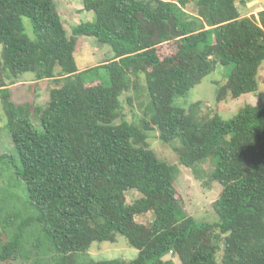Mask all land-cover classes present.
<instances>
[{
  "label": "trees",
  "instance_id": "16d2710c",
  "mask_svg": "<svg viewBox=\"0 0 264 264\" xmlns=\"http://www.w3.org/2000/svg\"><path fill=\"white\" fill-rule=\"evenodd\" d=\"M191 1L83 0L95 21L68 36L53 0H0V99L28 193L22 207L0 206V264H175L167 255L181 264H264V103L230 120L201 113L199 102L174 105L218 65L231 70L217 101L257 92L264 7L241 15L235 0H195L192 14ZM171 16L182 38L171 36ZM79 37L111 46L114 57L102 66L109 87L83 80L74 58ZM23 73L56 84L46 106L34 108L39 129L28 105L11 98L9 81ZM138 75L148 114L128 122L119 97ZM153 130L178 165L195 172L206 164L208 180L220 184L214 220L185 213L175 190L179 169L150 148ZM129 190L140 194L131 204ZM150 212L151 222L136 220ZM117 236L136 259L89 256L93 242Z\"/></svg>",
  "mask_w": 264,
  "mask_h": 264
},
{
  "label": "rangeland",
  "instance_id": "374dc122",
  "mask_svg": "<svg viewBox=\"0 0 264 264\" xmlns=\"http://www.w3.org/2000/svg\"><path fill=\"white\" fill-rule=\"evenodd\" d=\"M251 1L253 0H235V6L241 15L258 12L256 10L264 7L261 4L248 6ZM53 2L68 36L71 34L72 28L78 24L95 21V14L92 11L84 10L83 0H53ZM187 11L192 14L196 13L195 0L187 5ZM23 22L26 35L34 40L29 19L23 18ZM200 49H203V46H200ZM113 57L114 52L109 44L98 42L94 37L78 38L74 58L78 71L83 72L82 78L85 82L99 81L104 86L109 87V72L102 66L107 61H111ZM230 70L231 66L218 65L214 72L204 77L186 95L177 97L174 105L187 109L191 103L199 102L201 113L209 117L218 115L223 120H230L245 105L257 106L264 103V62L256 76L257 92L245 94L236 99L227 95L217 101V89L222 85L225 75ZM136 81L135 87L130 88L119 97L125 119L128 122H138L140 118L148 114L149 97L145 88L144 76L138 75L134 83ZM55 85L51 80H36L32 73L19 74L9 81L8 86L12 100L28 105L27 115L38 129L40 126H38V117L34 108L46 106L49 100V92ZM128 98L129 100H127ZM148 142L150 148L160 159L178 167L179 173L175 181V190L181 199V206L185 213L197 220H214L212 204L218 198L221 186L219 183L208 180L207 165L201 164L195 169V172L178 165L173 147L161 143L157 130L149 133ZM173 145L176 144L173 143ZM2 155L6 157L0 161V206L10 204L11 206L22 207V204L28 201V193L25 184L18 179L16 174L17 169L21 168V161L7 129L6 117L0 99V156ZM139 197L140 194L135 190L126 192L128 204L133 203ZM153 218L154 215L150 212L136 217V220L141 223H149ZM89 256L95 261L120 260L128 262L137 258L138 251L131 247L124 237L117 236L114 243L93 242L89 248ZM167 259H172L175 264H181L176 257L171 255L164 257V260Z\"/></svg>",
  "mask_w": 264,
  "mask_h": 264
},
{
  "label": "water",
  "instance_id": "95a60500",
  "mask_svg": "<svg viewBox=\"0 0 264 264\" xmlns=\"http://www.w3.org/2000/svg\"><path fill=\"white\" fill-rule=\"evenodd\" d=\"M257 4H261L264 6V0H253L250 3H248V6H254ZM169 28H170V34L171 36L175 38H182L184 36L183 32L179 31L176 28V21L174 19V16H171L168 20Z\"/></svg>",
  "mask_w": 264,
  "mask_h": 264
},
{
  "label": "crops",
  "instance_id": "0c3cea01",
  "mask_svg": "<svg viewBox=\"0 0 264 264\" xmlns=\"http://www.w3.org/2000/svg\"><path fill=\"white\" fill-rule=\"evenodd\" d=\"M262 8H260V9H258V10H256V11H259V10H261ZM251 13H257V12H249V13H247L248 15L249 14H251Z\"/></svg>",
  "mask_w": 264,
  "mask_h": 264
}]
</instances>
